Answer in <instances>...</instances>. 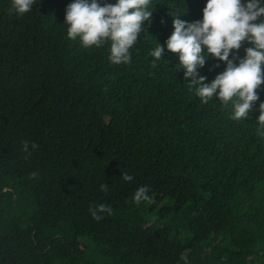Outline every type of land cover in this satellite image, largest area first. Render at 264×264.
Masks as SVG:
<instances>
[{"label":"trees","instance_id":"obj_1","mask_svg":"<svg viewBox=\"0 0 264 264\" xmlns=\"http://www.w3.org/2000/svg\"><path fill=\"white\" fill-rule=\"evenodd\" d=\"M70 2L17 16L0 0V264H264V84L255 111L233 120L231 103L190 91L165 44L174 15L200 19L206 0H153L120 65L108 43L67 38ZM217 63L199 69L205 82ZM25 140L39 147L28 154ZM144 184L153 199L136 204ZM100 203L112 212L98 221Z\"/></svg>","mask_w":264,"mask_h":264},{"label":"clouds","instance_id":"obj_2","mask_svg":"<svg viewBox=\"0 0 264 264\" xmlns=\"http://www.w3.org/2000/svg\"><path fill=\"white\" fill-rule=\"evenodd\" d=\"M37 0H11L10 11L23 16L33 9ZM40 2V0H39ZM153 0H71L66 6L63 24L67 25L66 36L78 40L83 47L99 48L109 44L108 60L115 65L130 64L132 49L142 30L143 22L149 20L153 12ZM173 19V31L165 41L166 48L178 54V67L183 69L184 80L202 103L207 104L217 97L222 104L231 103L233 120L246 119L255 111L254 103L260 99L257 89L264 84V0H206L202 17L194 21ZM244 56L238 51L243 42ZM164 45L156 41L149 55L155 67L162 61ZM224 62L225 67L211 82L201 75L209 55ZM231 55V58H230ZM190 78V79H189ZM257 135L264 137V100L259 103ZM39 146L34 141H23V151ZM31 175L35 176V173ZM124 181H132L134 176L123 172ZM107 192L109 185L101 184ZM150 185L139 186L134 194L136 204L151 201ZM89 212L96 220L103 214H111L110 205L90 204Z\"/></svg>","mask_w":264,"mask_h":264},{"label":"bare ground","instance_id":"obj_3","mask_svg":"<svg viewBox=\"0 0 264 264\" xmlns=\"http://www.w3.org/2000/svg\"><path fill=\"white\" fill-rule=\"evenodd\" d=\"M17 51V50H16ZM66 62V61H65ZM15 64H17V63H15ZM66 66V65H65ZM26 68V67H25ZM18 74V73H17ZM64 93V92H63ZM62 98V97H61ZM39 99V98H38ZM56 101V100H55ZM61 103V102H60ZM53 105V104H52ZM40 112V111H39ZM48 112V111H47ZM47 121H49V120H47ZM262 169V168H261ZM263 173V172H262ZM250 204V203H249ZM252 206V205H251ZM252 208V207H251ZM250 208V209H251ZM85 210V209H84ZM81 214H82V212H81ZM49 238V237H48ZM49 240H50V238H49ZM78 246V245H77ZM49 250V249H48Z\"/></svg>","mask_w":264,"mask_h":264},{"label":"rangeland","instance_id":"obj_4","mask_svg":"<svg viewBox=\"0 0 264 264\" xmlns=\"http://www.w3.org/2000/svg\"><path fill=\"white\" fill-rule=\"evenodd\" d=\"M150 217H153V213L152 212H148Z\"/></svg>","mask_w":264,"mask_h":264}]
</instances>
